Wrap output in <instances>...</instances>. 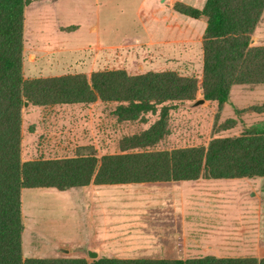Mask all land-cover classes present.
I'll return each mask as SVG.
<instances>
[{"label":"trees","instance_id":"obj_1","mask_svg":"<svg viewBox=\"0 0 264 264\" xmlns=\"http://www.w3.org/2000/svg\"><path fill=\"white\" fill-rule=\"evenodd\" d=\"M32 0H0V264H264V256L187 259L24 257L23 189L67 190L95 184H125L203 178L264 177V127L239 135L217 136L205 145L163 147L172 110L202 94L220 113L233 86L264 84V45L252 37L264 0H207L203 8L176 2L192 18L206 17L202 76L176 70L130 74L126 69L25 78V9ZM114 104L120 121L158 118L139 133L124 136L119 151L97 156L81 146L75 156L22 158L25 102L35 106ZM252 110L264 112V103ZM235 119L223 129L232 127Z\"/></svg>","mask_w":264,"mask_h":264},{"label":"rangeland","instance_id":"obj_2","mask_svg":"<svg viewBox=\"0 0 264 264\" xmlns=\"http://www.w3.org/2000/svg\"><path fill=\"white\" fill-rule=\"evenodd\" d=\"M142 1L144 6L139 7ZM151 1L57 0L47 3L43 0H35L32 5L26 7L25 78L82 72H86L85 74L89 76L90 71L103 69H126L130 74L176 70L184 75L201 77L202 71L198 67L193 72L187 73L173 67L169 68L166 64L155 63L151 57V46L137 43L139 40L148 41L151 37V33L144 30L139 17L140 15L144 19ZM60 25L65 26L66 29H60ZM251 43L264 45L262 41L256 43L253 40ZM108 44L116 46H104ZM54 47L57 50L53 51ZM29 55H32L31 58ZM197 98H202V94L199 93ZM263 103L264 84L236 85L226 101L225 112L223 107L222 111L217 113V104L213 102H209L205 107L200 105L191 108L187 104L172 110L168 119V128L171 132L163 140V147L206 146L212 137L234 136L254 127L262 128L264 112H255L252 107ZM77 106L84 108L86 105ZM236 107L241 108L239 109L241 111L236 110ZM71 108L68 105L48 107L32 105L24 108L22 126L24 160L42 158L43 156L40 155H46L40 151L41 143L61 138V134L58 133L62 129L64 133L68 131L67 138H70L69 132L73 130L70 124H73L74 114H79L82 118L78 123L81 125L79 130L94 129L98 133V129L103 131L108 129L109 135L106 136L108 149L105 153L119 151L121 138L139 133L159 116L158 113L147 114L146 122L118 123L111 109L108 113V110H102V107H97L92 112L85 109L75 111ZM230 119H235L234 125L223 129ZM34 148L37 151L31 153ZM165 184L168 183H140L136 184L139 187L135 189H123L115 185L97 186L95 189L91 186L67 190L55 187L23 189L22 213L26 227L23 235L24 257L84 256L91 260L92 258L87 256V250L97 243H101L102 246L101 256L127 257L119 247L122 245V239H119L118 234L129 233L126 232L128 230L121 232L120 227L112 222L91 223L89 204L93 205L92 202L96 201L98 202L96 205L99 206L97 200H109L108 209L111 212L117 211V206L122 204L113 201L157 199L159 197L157 191L160 188L167 190ZM185 184L193 185V183ZM197 184L200 187L196 185L188 188L185 192L186 197L192 200L222 201L224 203L222 210L228 220L229 216L234 218L235 213L236 216L247 217L250 214L252 217H258L259 212H262L264 217V177L201 179ZM203 188L207 192H202ZM98 206L95 208H99ZM108 226V232L103 236L102 232ZM128 227L134 232V226L128 225ZM223 236L227 238L219 247L222 254L230 257L255 256L252 252H246L251 250L239 247L241 240L238 238L236 240L230 238L229 233L225 232ZM32 245L36 250L31 249L33 252L28 253L26 247ZM46 248L50 249L49 254L45 253L49 250Z\"/></svg>","mask_w":264,"mask_h":264},{"label":"crops","instance_id":"obj_3","mask_svg":"<svg viewBox=\"0 0 264 264\" xmlns=\"http://www.w3.org/2000/svg\"><path fill=\"white\" fill-rule=\"evenodd\" d=\"M35 1V0H34ZM33 0L27 6L32 5ZM40 1V0H38ZM47 3L55 2L57 0H43ZM145 1V0H144ZM207 0H152L148 12L144 19L139 15L144 30L151 33V37L148 41L139 40L137 43L149 45L152 48L151 57L154 62L166 64L169 68H174L182 72L191 73L195 68L202 71L203 69V37L207 27V18L199 17L192 18L177 12L174 9L176 2H183L194 7L203 8ZM26 6V7H27ZM143 1L139 7H143ZM26 9H25V30L26 33ZM263 25V26H262ZM68 28V27H67ZM60 29H66L65 26L60 25ZM264 12L260 23L256 27L253 40L256 43L264 42ZM259 45V44H258ZM105 47H114L113 45H104ZM103 47V46H100ZM26 56V45L24 47ZM57 50L56 47L52 49ZM35 51V50H33ZM34 55L37 54L34 52ZM32 55H29L31 58ZM26 58V57H25ZM24 59V64H25ZM23 64V71H24ZM197 64V66H195ZM180 68V69H179ZM86 73V72H82ZM92 71H90L91 75ZM76 74V73H66ZM61 76V75H56ZM42 77V76H40ZM49 77V76H48ZM236 86V85H235ZM234 87V86H233ZM232 92V91H231ZM204 104V103H203ZM204 106H208L209 102L205 101ZM72 107L71 110H83L92 112L97 107H102V110H108V113L112 110V114L116 116L113 111L114 104H107L101 100H97L91 105H86L84 108H78V104H63ZM31 107L32 105L29 104ZM35 106V105H33ZM58 106V105H54ZM60 106V105H59ZM187 105H181L178 108ZM189 106V105H188ZM200 106V105H199ZM42 107V106H41ZM190 107V106H189ZM198 107V106H197ZM196 108V107H191ZM111 109V110H110ZM241 108L236 107V110ZM226 110V103L224 105V112ZM241 111V110H239ZM50 116H47L49 118ZM73 124L69 133L70 138H67L68 131L64 133L63 129L58 133L61 138L53 139L50 141H43L41 143L40 151L46 155L42 158H56L65 156H75L78 153V148L81 146L94 147L97 151V156H101L108 149V141L106 136L109 135L108 129L103 131L98 129L95 132L94 129L88 131L79 130L78 123L82 119L79 114L72 115ZM80 117V119H79ZM86 117V116H85ZM117 117V116H116ZM117 122L120 121L117 117ZM64 122V121H62ZM69 125V126H70ZM23 126V125H22ZM100 131V133H99ZM23 135V132H22ZM97 136H100L99 138ZM36 148L31 150L34 153ZM22 152L24 153L23 141ZM248 178V177H247ZM201 179H225V178H203L200 177L196 180H179V181H165L168 184L167 190L160 188L159 197L157 199L150 200H123L113 201L114 203H120L122 206H117L118 210L111 212L108 209L110 205L109 200H97L90 205L91 210V223H103L109 224L112 222L120 227L122 230H128L124 233L118 234L119 239H122V245L120 249L126 254L127 257L119 258H165V259H187L192 257H200L205 255H215L220 257H230V255L222 254L219 247L225 238L223 232L229 233L230 238L235 240L238 238L241 240L239 247H243L246 252H252L256 257H262L264 255V217L263 213L259 212V216L252 217L250 214L247 217L237 215L235 217L229 216V220L224 216V203L222 201H206V200H192L186 197L185 192L188 188L198 186L197 183ZM178 182V183H176ZM155 183V182H144ZM163 183V182H157ZM193 183V185L185 184ZM128 184H135L129 186ZM140 183H125V184H95L83 186V188L94 187H109L115 185L122 187L123 189H135ZM201 184V183H200ZM189 185V186H188ZM200 187V186H198ZM219 187V186H217ZM109 192V190H108ZM202 192H207L203 188ZM98 206L99 208H95ZM23 208V207H22ZM23 211V209H22ZM111 213V214H110ZM110 214V215H109ZM97 216V217H96ZM24 218V214H23ZM129 226H134L133 231L128 229ZM101 231H102V227ZM106 227L102 234L106 235L108 232ZM26 229V227H25ZM24 229V231H25ZM94 229V227H93ZM23 231V235H24ZM233 233V234H232ZM35 246L26 247V251L36 250ZM91 249L95 250L98 257H102L101 243H97ZM32 249V250H31ZM49 249V248H46ZM24 251V247H23ZM33 252V251H32ZM50 249L45 253L49 254ZM46 257H61V256H48ZM88 256V255H87ZM31 257V256H27ZM35 257V256H32ZM84 257V256H83ZM89 257V256H88ZM107 257V256H105ZM243 257V256H242ZM91 258V257H90ZM95 259V258H92Z\"/></svg>","mask_w":264,"mask_h":264},{"label":"water","instance_id":"obj_4","mask_svg":"<svg viewBox=\"0 0 264 264\" xmlns=\"http://www.w3.org/2000/svg\"><path fill=\"white\" fill-rule=\"evenodd\" d=\"M252 42H253V40H252ZM205 101L206 100L204 98H199V99L195 100L194 102H192L191 104H189V106L190 107H197V106L202 105L203 103H205ZM27 106H29V102L28 101L25 102V107H27ZM87 254L91 258H97V256H98L97 252L95 250H93V249L87 250Z\"/></svg>","mask_w":264,"mask_h":264}]
</instances>
